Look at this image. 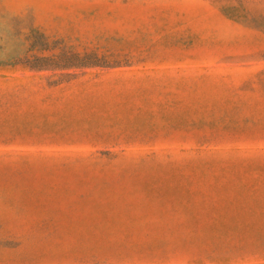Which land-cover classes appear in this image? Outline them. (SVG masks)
<instances>
[{
  "label": "rangeland",
  "instance_id": "1",
  "mask_svg": "<svg viewBox=\"0 0 264 264\" xmlns=\"http://www.w3.org/2000/svg\"><path fill=\"white\" fill-rule=\"evenodd\" d=\"M0 264H264V0H0Z\"/></svg>",
  "mask_w": 264,
  "mask_h": 264
}]
</instances>
